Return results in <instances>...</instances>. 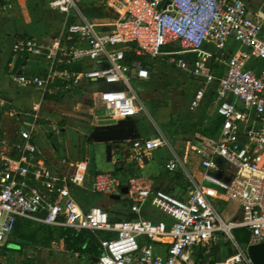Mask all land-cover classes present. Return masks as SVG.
I'll use <instances>...</instances> for the list:
<instances>
[{"label":"built area","instance_id":"built-area-1","mask_svg":"<svg viewBox=\"0 0 264 264\" xmlns=\"http://www.w3.org/2000/svg\"><path fill=\"white\" fill-rule=\"evenodd\" d=\"M85 1L50 0L52 10L66 19H77L66 22L49 44L15 39L12 54L41 61L45 68L37 75H11V81L42 94L57 89L65 93L83 81L118 85V90L97 91L91 110L99 107L121 121L144 111L132 86L149 79L142 59L177 57L176 69L196 84L191 110L216 86L213 98L219 123L215 134L191 148L201 181L188 177L192 187L178 198L140 189L134 179L127 178L126 198L137 217L110 220L99 207L82 210L71 190L84 188L90 177L95 194H118L119 176L111 172L90 176L86 162L74 163L66 172L54 168L36 148L30 128H23L8 150L0 152V244L18 219H26L53 228L112 235L99 240L101 253L96 264H204L194 255L195 249L219 236L230 244L233 254L209 264H252L246 248L264 242V39L246 1L104 0L115 13L103 25L80 13ZM230 39L243 50L226 55L224 46ZM171 43L183 50L165 52ZM208 47L225 57L221 76L209 63ZM127 54L139 59L129 62ZM168 147L162 134L133 139L129 157L142 163L153 152ZM221 164L229 169L225 180L217 175ZM165 168L174 171L182 166L174 159ZM146 202L167 221L140 218ZM229 202L237 206L239 216L225 220L217 208ZM235 230L247 233L243 245L235 240Z\"/></svg>","mask_w":264,"mask_h":264},{"label":"crops","instance_id":"crops-1","mask_svg":"<svg viewBox=\"0 0 264 264\" xmlns=\"http://www.w3.org/2000/svg\"><path fill=\"white\" fill-rule=\"evenodd\" d=\"M245 1L249 9V0ZM49 2L50 0H0V152L8 150L9 146L18 139L20 130L28 127L31 130L32 141L42 157L54 168L63 172H66L67 167H71L74 163L86 162L90 176L95 172H114L124 178L134 179L136 186L140 189L159 190L178 198L184 196L187 191L180 190V187L187 182L188 177H192L195 182L201 181L198 160L192 154L191 148L210 139L215 134L216 126L219 123V119L215 114L216 102L213 98L216 86L211 87L206 92L205 97L196 108L190 109L192 95L188 101V110L192 113L200 109V113L204 114L202 110L204 104L214 105L212 116L210 115L211 118L208 119V125H211V128L214 127L213 132L211 134L207 133L205 138L196 139L193 144H188V151L174 146L173 142L167 140L169 143L168 148L159 149L148 158H145L142 163H136L129 157V141H127L122 144L118 152H113L111 160L107 161L105 145L95 143L89 139V135L93 130L119 122L107 114H100L98 108L95 112L91 110L95 102L94 95L97 91H100L101 84L83 81L77 87L65 93L62 89H57L51 93L42 94L32 87L17 86L10 79L11 75H37L42 73L45 68V64L41 61L12 54L11 45L15 39L31 38L39 43L49 44L52 38L63 29L66 22L77 19L74 16L66 19L63 15L52 10L49 7ZM92 9H111L113 15L110 19L93 20L88 16V12ZM80 13L93 23L103 25L111 21L115 9L104 0H86L80 6ZM251 14L254 18L257 17L253 12ZM261 34L263 37L264 32H261ZM232 44L238 45V47H232ZM206 50L210 54L209 63L215 74L221 76L225 70V57L214 52L211 47L206 48ZM241 50H243V47L233 39L228 40L224 46L226 55ZM251 65H255L258 69L261 67L258 62H251ZM87 89L90 97L83 105L77 104L75 107L78 113L77 116L68 113L57 114L52 110L60 102L68 99L73 90L76 94L79 93L78 96H81ZM45 108H47V111ZM203 119L205 120V118ZM203 119L202 121H204ZM129 121L133 126L135 138H147L157 134V130L150 127L147 116L142 112L130 118ZM60 134H67L66 141H63L59 146L50 143L56 135ZM174 159L182 166L180 170L185 175L178 174L179 168L174 171H168L165 168V164ZM62 161L65 163L63 164ZM185 166L188 168L187 171ZM220 168L222 171L217 175L225 180L229 175V169L223 164L220 165ZM71 194L82 210H88L94 206L107 207L113 218L118 219L126 215L137 217L130 211L126 196H122L119 201L111 200L109 202L108 196L92 192L90 177H88L87 185L84 188L72 189ZM100 196L102 197L100 198ZM238 216L239 210L236 206L232 212H229L228 218H237ZM139 217L155 221H167L166 217L149 202L141 207ZM27 221L35 222L32 220ZM49 228L53 229V227ZM231 249L223 242L222 238L217 237L209 244L198 247L194 255L198 261L207 264L229 256ZM75 257L76 262L73 264H96L92 261L95 257L90 258L85 254H79Z\"/></svg>","mask_w":264,"mask_h":264},{"label":"rangeland","instance_id":"rangeland-1","mask_svg":"<svg viewBox=\"0 0 264 264\" xmlns=\"http://www.w3.org/2000/svg\"><path fill=\"white\" fill-rule=\"evenodd\" d=\"M248 4L249 11L257 16L255 18L260 30L264 32V0H249ZM112 15L111 9H92L88 12V16L93 20L110 19ZM234 45L232 44V47H238ZM163 50L165 52L181 51L183 48L178 43H171ZM171 59L174 60L173 63ZM177 59V57L160 56L148 60L149 79L133 83L132 86L143 104L142 113L147 116L150 127L157 130V134H162L168 141L173 142L174 146L188 151V144H193L196 139L206 137L207 129L211 128V125H208V119L212 116L214 105L204 104L202 107L204 114L200 113V109L194 113L188 110V101L196 84L187 74L176 69ZM78 94L73 90L68 99L52 108L54 113L62 115L68 113L77 116L78 113L75 110L77 104L83 105L90 97L88 89L81 96ZM98 109L100 110L99 107ZM45 110L47 111V108ZM99 112L106 114L105 111L100 110ZM201 118H205L203 119L205 122ZM66 135H56L50 143L59 146L66 141ZM185 169L188 170L187 166ZM181 173L185 175L179 169L178 174ZM191 187L192 185L186 182L180 190L187 191ZM235 208L236 205L232 202L218 205V211L225 220L229 219V212ZM126 217L127 215L118 219H126ZM219 237L230 246L222 236ZM77 255L79 253H72L66 249L57 230H50L49 227L37 222H29L24 227L22 226V229L12 233L5 242L0 244V263L2 264H73L76 262L75 256Z\"/></svg>","mask_w":264,"mask_h":264},{"label":"trees","instance_id":"trees-1","mask_svg":"<svg viewBox=\"0 0 264 264\" xmlns=\"http://www.w3.org/2000/svg\"><path fill=\"white\" fill-rule=\"evenodd\" d=\"M127 58H128L129 62L132 60H135V59H139V58H137L131 54H127ZM147 62H148V60L142 59L143 66L149 70ZM78 68H79V66H77V69ZM215 125H216V123H215ZM213 130H214V127L211 128V130L207 129V133L211 134L213 132ZM113 174L119 176V178L121 179V187H123L124 185H127V178L126 177L124 178L122 175H119V174L114 173V172H113ZM109 202H111V200H109ZM101 209L109 215L110 220H119L117 218H113V216L111 215V212L109 211V209L107 207H104ZM126 219L131 220V219H135V218L133 215H129L126 217ZM27 224H29V221L24 220V219H18L16 221V224H15L12 232L8 236H10L12 233H14L17 230L22 229V226L24 227V225H27ZM50 230H57L59 232V238L63 241L64 246L66 247V249L68 251H70L72 253L85 254L90 258H92V257L97 258L100 255L101 250L99 248V240L102 238H108V237L112 236L110 234H104V233H103V235H101L100 232H92L89 230H82L80 232H76L72 229L64 228V227L53 228V229L50 228ZM233 236L239 245H243L246 242L247 233L243 230H235L233 232ZM231 254H233L232 249H231V252L229 255H231Z\"/></svg>","mask_w":264,"mask_h":264},{"label":"water","instance_id":"water-1","mask_svg":"<svg viewBox=\"0 0 264 264\" xmlns=\"http://www.w3.org/2000/svg\"><path fill=\"white\" fill-rule=\"evenodd\" d=\"M119 86L115 84L101 85L100 91L107 92L110 90H118ZM130 118L119 121L117 124L110 126H104L100 129L93 130L89 139L95 143H101L105 145L106 160L110 161L113 152H118L122 147V144L127 141H131L135 138L133 135V126L129 121ZM128 192L127 186L120 188L118 194L109 195L108 199L112 201H119L122 196H126ZM246 256L252 264H264V242L251 245L246 248ZM94 263L97 262V258H93Z\"/></svg>","mask_w":264,"mask_h":264},{"label":"flooded vegetation","instance_id":"flooded-vegetation-1","mask_svg":"<svg viewBox=\"0 0 264 264\" xmlns=\"http://www.w3.org/2000/svg\"><path fill=\"white\" fill-rule=\"evenodd\" d=\"M0 264H2V262Z\"/></svg>","mask_w":264,"mask_h":264}]
</instances>
